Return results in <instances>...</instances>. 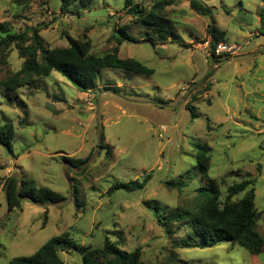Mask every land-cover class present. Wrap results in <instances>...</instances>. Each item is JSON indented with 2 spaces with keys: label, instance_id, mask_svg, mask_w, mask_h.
<instances>
[{
  "label": "rangeland",
  "instance_id": "374dc122",
  "mask_svg": "<svg viewBox=\"0 0 264 264\" xmlns=\"http://www.w3.org/2000/svg\"><path fill=\"white\" fill-rule=\"evenodd\" d=\"M196 1L211 15H198L190 0H135L141 7L135 11L125 0H93L64 11L61 0H0V22L9 33L26 31L25 45L37 29L45 50L67 48L68 36L89 40L90 54L101 57L127 35L132 41L118 46V57L153 71L147 76L103 68L96 88L87 93L56 71L14 92L0 87V126H14L11 150L0 146V264L30 256L64 233L84 247H100L108 239L123 251L138 249L144 264H264V243L255 255L226 242L186 248L187 226L163 225L145 205L156 204L163 216L188 210L196 189L205 184L194 145H206L208 176L217 182L220 201L231 185L253 182L257 232L264 240L263 3ZM157 4L158 24L179 40H163L154 26L138 21ZM212 21L224 32L220 42L240 47L236 55L211 56ZM242 55L247 56L237 58ZM23 62L14 44L1 49L0 81L20 71ZM63 157L85 162L73 169ZM14 174L58 193L63 202L39 207L20 197L19 206L9 209L4 189ZM147 175L142 190L109 192ZM183 181L182 191L165 185ZM57 253L64 264H82L78 251L59 248Z\"/></svg>",
  "mask_w": 264,
  "mask_h": 264
},
{
  "label": "trees",
  "instance_id": "16d2710c",
  "mask_svg": "<svg viewBox=\"0 0 264 264\" xmlns=\"http://www.w3.org/2000/svg\"><path fill=\"white\" fill-rule=\"evenodd\" d=\"M16 2L18 0H15ZM93 0H61L60 10L64 11L72 5L86 7ZM135 0H125V7L135 10L141 9L139 5L134 3ZM263 11H264V0ZM189 7L200 16H210L211 11L202 6L196 0H190ZM161 9V5H153L151 11L145 15L141 14L138 21H146L155 27L158 37L163 40H179L171 30L161 28L157 20L162 17L154 13L153 10ZM212 20V17H210ZM211 36L210 46L214 49L223 37L224 32L218 31L214 27V21L207 29ZM115 39V37H113ZM28 42V33L24 31L21 34L9 33L5 23L0 22V50L10 48L12 44L18 50L20 58L24 59L22 68L3 81H0V87L8 92L17 91L24 86H28L35 82L36 79L48 78L53 71L58 72L67 79L73 86L81 92L87 93L96 88L97 74L103 68H116L137 75L153 74L151 69H147L133 59H120L118 57V46L123 41H132V39L123 35L121 39H116L117 46L112 52L97 57L90 54L91 43L89 40H75L67 36V48H55L51 50L43 49L38 30L33 29ZM39 54V58H38ZM192 117L193 113H190ZM14 139V126L12 123H6L0 126V146L11 150V143ZM102 140V136H101ZM198 150L196 157V168L200 179L205 180V184L196 189V195L191 203L188 204V210L177 213L175 215L163 216L161 209L156 204L145 203L146 207L151 210L152 214L163 225L175 221L183 222L189 229V240L182 243L186 248H211L220 243L226 242L230 246H238L246 250L249 254L255 255L263 247L264 240L257 232V223L260 218L259 212L254 206V188L251 180H244L235 183L228 188L227 195L223 201H220V190L214 178L208 176L210 157L207 153L210 148L206 145L195 144ZM64 163L72 168H79L85 161L71 160L63 157ZM151 175H147L141 182L133 181L127 184H117L113 189L123 188L127 191L142 190ZM8 184L7 202L9 209L18 207V198L24 196L30 197L32 200L41 203L61 202L64 200L58 193L48 188H36L27 181L22 179V188L17 195L18 180L7 179L5 186ZM165 185L171 189L182 191L187 187V183L183 182H165ZM243 194L238 200H232L235 196ZM163 210V209H162ZM75 250L80 252L82 264H144L141 261V254L138 249L126 252L120 249L118 244L105 239L100 247L80 246L68 233H64L50 238L43 246H41L34 254L30 256L15 257L8 264H64L58 256V249Z\"/></svg>",
  "mask_w": 264,
  "mask_h": 264
},
{
  "label": "water",
  "instance_id": "95a60500",
  "mask_svg": "<svg viewBox=\"0 0 264 264\" xmlns=\"http://www.w3.org/2000/svg\"><path fill=\"white\" fill-rule=\"evenodd\" d=\"M247 55H242V56H239L237 58H240V57H245ZM110 93V92H109ZM112 95H115L114 93H110ZM99 104H100V97L97 98V109H96V113H95V124H96V131H97V144L99 145L100 142H101V135H100V127H99V116H98V109H99ZM71 167V166H70ZM72 168V167H71ZM74 169V168H73ZM64 171V170H63ZM65 174V172H64ZM14 177H16V179L18 180L19 184L21 185L22 184V179H21V176L19 174H14L11 178L13 179ZM7 186L8 184L5 186V197H6V201L7 200V193H6V189H7ZM20 192V188L18 187L17 188V195L19 194ZM22 200H26V201H30L31 203H33L34 205L36 206H39V207H48V206H52V205H56V204H59V203H62L63 201L61 202H52V203H41V202H36L34 200H32L30 197H27V196H24L21 198ZM8 203V202H7Z\"/></svg>",
  "mask_w": 264,
  "mask_h": 264
},
{
  "label": "built area",
  "instance_id": "2783aa9c",
  "mask_svg": "<svg viewBox=\"0 0 264 264\" xmlns=\"http://www.w3.org/2000/svg\"><path fill=\"white\" fill-rule=\"evenodd\" d=\"M239 49L240 47L237 45H228L224 42H219L215 45L214 49L211 48L210 54L214 59H221L226 56L236 55Z\"/></svg>",
  "mask_w": 264,
  "mask_h": 264
}]
</instances>
